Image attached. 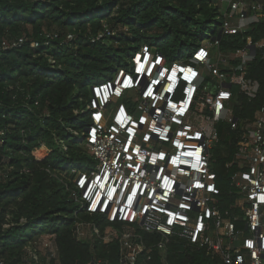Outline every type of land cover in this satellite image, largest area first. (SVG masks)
Returning a JSON list of instances; mask_svg holds the SVG:
<instances>
[{
    "label": "built area",
    "instance_id": "2783aa9c",
    "mask_svg": "<svg viewBox=\"0 0 264 264\" xmlns=\"http://www.w3.org/2000/svg\"><path fill=\"white\" fill-rule=\"evenodd\" d=\"M213 1L219 23L199 46L174 59L144 43L126 67L91 86L92 168L73 169L69 190L80 210L107 224L78 218L73 231L79 241L117 242L119 264H138L144 251L152 257L144 234L162 236L161 250L185 240L209 264H264V83L256 75L264 69V35L255 37L264 34V0ZM115 34L105 24L92 40ZM74 39L69 33L62 43ZM25 41L5 39L0 50ZM241 96L260 100L250 119L241 116ZM224 125L235 136L224 135ZM4 136L1 130L0 144ZM231 145L221 174L214 150ZM37 245L45 253L29 248L34 264H61L56 235Z\"/></svg>",
    "mask_w": 264,
    "mask_h": 264
},
{
    "label": "trees",
    "instance_id": "16d2710c",
    "mask_svg": "<svg viewBox=\"0 0 264 264\" xmlns=\"http://www.w3.org/2000/svg\"><path fill=\"white\" fill-rule=\"evenodd\" d=\"M218 12L213 0H0V45L5 39H26L21 47L0 50V131H5L0 144V264H34L28 250L47 234L56 235L61 264L92 259L119 264L117 242L79 241L73 231L78 218L107 224L80 210L69 190L72 170L90 163L81 134L90 125L91 86L126 67L144 43L156 45L169 58L182 57L183 49L201 44L210 23L218 25ZM105 24L116 34L93 41ZM259 28L264 30V23ZM45 31L60 38L46 40ZM69 33L75 39L62 43ZM34 41L40 45L34 47ZM175 45L181 48L177 55ZM258 70L264 83V69ZM239 100L244 107L240 115L252 118L260 100ZM230 130L222 126L224 135H234ZM225 137L222 145L228 146ZM43 145L45 157L37 159L34 152ZM217 150L216 170L224 174L234 147ZM162 239L144 234L152 257L144 251L138 264L211 262L204 251L177 238L158 249Z\"/></svg>",
    "mask_w": 264,
    "mask_h": 264
},
{
    "label": "rangeland",
    "instance_id": "374dc122",
    "mask_svg": "<svg viewBox=\"0 0 264 264\" xmlns=\"http://www.w3.org/2000/svg\"><path fill=\"white\" fill-rule=\"evenodd\" d=\"M214 26H215L214 23H210L209 27L206 28L205 31L202 32L204 34V36H209L211 34L212 30L214 29ZM168 43H172V39L168 40ZM174 49H175V55H177L179 53V51H181V48L178 45H175ZM183 50H184L185 54H187L189 52V49H187V48L183 49ZM120 55L124 56L122 52L120 53ZM122 59L124 61H126L128 58H122ZM87 111H88V109H87ZM84 136H85L84 134H81L82 140L86 142V138ZM46 152H47L46 147H42V148L37 149L35 151V155L43 156L44 154H46ZM214 152L218 155V150L217 149H215ZM89 165L92 168V163L91 162L89 163ZM30 248H32L33 252H39V256H43L44 253H45V250H42V248H39L38 245L37 246H31Z\"/></svg>",
    "mask_w": 264,
    "mask_h": 264
},
{
    "label": "water",
    "instance_id": "95a60500",
    "mask_svg": "<svg viewBox=\"0 0 264 264\" xmlns=\"http://www.w3.org/2000/svg\"><path fill=\"white\" fill-rule=\"evenodd\" d=\"M84 131H85V133H87V132L89 131V128H86ZM84 135H85V134H84ZM84 137H85V136H84Z\"/></svg>",
    "mask_w": 264,
    "mask_h": 264
}]
</instances>
